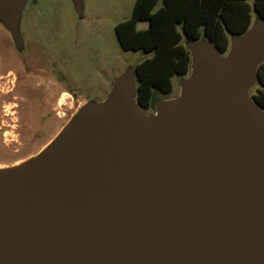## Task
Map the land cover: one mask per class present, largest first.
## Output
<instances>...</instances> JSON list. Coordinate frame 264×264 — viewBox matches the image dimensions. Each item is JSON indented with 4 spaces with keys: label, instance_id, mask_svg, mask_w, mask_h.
<instances>
[{
    "label": "water",
    "instance_id": "95a60500",
    "mask_svg": "<svg viewBox=\"0 0 264 264\" xmlns=\"http://www.w3.org/2000/svg\"><path fill=\"white\" fill-rule=\"evenodd\" d=\"M81 0H75L79 5ZM24 0H0L17 38ZM146 114L122 74L41 157L0 171V264H264V20Z\"/></svg>",
    "mask_w": 264,
    "mask_h": 264
},
{
    "label": "rangeland",
    "instance_id": "374dc122",
    "mask_svg": "<svg viewBox=\"0 0 264 264\" xmlns=\"http://www.w3.org/2000/svg\"><path fill=\"white\" fill-rule=\"evenodd\" d=\"M136 0H24L17 18V38L0 18V167L16 171L41 157L92 103L103 100L122 74L152 55L122 49L118 23L131 17ZM252 2V0H251ZM162 4L159 1L158 6ZM252 25L260 18L255 11ZM147 21L138 23L146 28ZM230 35L227 56L232 42ZM203 40V39H201ZM189 48L192 41L182 40ZM192 55V54H191ZM192 58V56H191ZM183 79L160 101L177 98ZM255 82L247 95L256 93ZM140 105V104H139ZM154 114L155 107H142Z\"/></svg>",
    "mask_w": 264,
    "mask_h": 264
},
{
    "label": "trees",
    "instance_id": "16d2710c",
    "mask_svg": "<svg viewBox=\"0 0 264 264\" xmlns=\"http://www.w3.org/2000/svg\"><path fill=\"white\" fill-rule=\"evenodd\" d=\"M136 0L131 17L118 23L116 36L124 50L152 55L135 66V96L142 107H155L172 90V78L191 72V52L185 41L206 39L224 53L230 35L244 34L252 11L264 20V0ZM147 21L146 28H138ZM259 88L251 98L264 109V60L258 65Z\"/></svg>",
    "mask_w": 264,
    "mask_h": 264
},
{
    "label": "bare ground",
    "instance_id": "6f19581e",
    "mask_svg": "<svg viewBox=\"0 0 264 264\" xmlns=\"http://www.w3.org/2000/svg\"><path fill=\"white\" fill-rule=\"evenodd\" d=\"M0 171H2L1 167H0Z\"/></svg>",
    "mask_w": 264,
    "mask_h": 264
}]
</instances>
